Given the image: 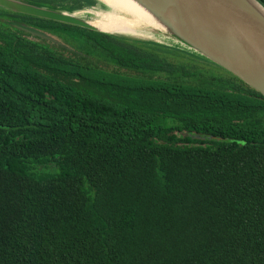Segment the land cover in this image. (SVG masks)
<instances>
[{"label":"trees","instance_id":"16d2710c","mask_svg":"<svg viewBox=\"0 0 264 264\" xmlns=\"http://www.w3.org/2000/svg\"><path fill=\"white\" fill-rule=\"evenodd\" d=\"M175 52L0 9V264H264V98Z\"/></svg>","mask_w":264,"mask_h":264},{"label":"water","instance_id":"95a60500","mask_svg":"<svg viewBox=\"0 0 264 264\" xmlns=\"http://www.w3.org/2000/svg\"><path fill=\"white\" fill-rule=\"evenodd\" d=\"M94 1L97 3L99 0ZM139 1L167 28V33H161L166 37L150 38L148 42L195 52L264 98V17L248 0ZM102 6L107 9L105 4L102 3ZM0 9L113 37H130L101 32L89 21L78 18L74 12L48 10L23 1L0 0ZM10 25L30 37L60 45L55 38L40 30L17 23Z\"/></svg>","mask_w":264,"mask_h":264},{"label":"bare ground","instance_id":"6f19581e","mask_svg":"<svg viewBox=\"0 0 264 264\" xmlns=\"http://www.w3.org/2000/svg\"><path fill=\"white\" fill-rule=\"evenodd\" d=\"M99 1L106 5L107 11L94 13L89 23L101 32L129 36H140L137 30L167 33V28L139 0ZM248 1L264 17L259 5L253 0Z\"/></svg>","mask_w":264,"mask_h":264},{"label":"rangeland","instance_id":"374dc122","mask_svg":"<svg viewBox=\"0 0 264 264\" xmlns=\"http://www.w3.org/2000/svg\"><path fill=\"white\" fill-rule=\"evenodd\" d=\"M97 3H98V6L95 9L85 10L81 12H74V14H76V16L82 20H86V21L93 20L94 16L92 14L97 13V12L102 13L104 11H107V9L102 6V3L100 1H97ZM42 32L51 36L49 33H46L45 31H42ZM137 32H139L142 36L139 34L140 36H130V37L126 36V37L128 39L137 40V41H151L150 38L153 40L155 39V37L163 38L167 36V35H164L158 32H150V31H144V30L137 31ZM120 37H123V36H120ZM171 49H174L179 52L183 51L189 54V55H184L185 57H182V56L177 55L180 53L176 54L175 52V55L170 56L168 60L172 63H179L181 65H184L188 70L193 71L195 75L200 74L205 77H211V76L227 77L229 76V74H227L226 71L214 65L213 63L207 61L206 59H204L202 56L198 55L195 52L192 53L190 50H182L180 47H176V48L172 47ZM98 66L103 69L111 70L110 67H107L101 63L98 64Z\"/></svg>","mask_w":264,"mask_h":264}]
</instances>
